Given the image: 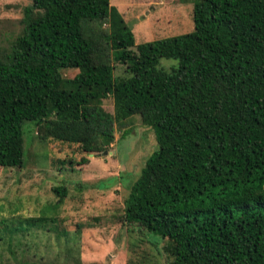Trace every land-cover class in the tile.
<instances>
[{
  "label": "trees",
  "instance_id": "1",
  "mask_svg": "<svg viewBox=\"0 0 264 264\" xmlns=\"http://www.w3.org/2000/svg\"><path fill=\"white\" fill-rule=\"evenodd\" d=\"M18 24L0 54V168L22 166L24 122L40 144L102 153L138 116L156 150L122 220L170 264H264V0H196L191 32L137 45L109 0H30ZM105 94L113 115L88 105ZM51 191L60 205L66 188Z\"/></svg>",
  "mask_w": 264,
  "mask_h": 264
},
{
  "label": "rangeland",
  "instance_id": "2",
  "mask_svg": "<svg viewBox=\"0 0 264 264\" xmlns=\"http://www.w3.org/2000/svg\"><path fill=\"white\" fill-rule=\"evenodd\" d=\"M195 1L109 0V5L119 9L137 45L191 32ZM29 3L0 0V54L19 31L21 9ZM159 67L167 71L176 62L160 59ZM121 72L115 65L114 75ZM88 105L113 115L110 94ZM113 136L106 154L84 153L74 144H40L33 125L22 124V166L0 168V264H170L163 240L122 220L129 187L156 150L152 130L131 116L115 123ZM57 186L66 188L60 205L51 191Z\"/></svg>",
  "mask_w": 264,
  "mask_h": 264
},
{
  "label": "crops",
  "instance_id": "3",
  "mask_svg": "<svg viewBox=\"0 0 264 264\" xmlns=\"http://www.w3.org/2000/svg\"><path fill=\"white\" fill-rule=\"evenodd\" d=\"M115 8V7H114ZM116 10H117V12L120 14V11H119V9L118 8H115ZM123 19V18H122ZM131 30V32H132V29H130Z\"/></svg>",
  "mask_w": 264,
  "mask_h": 264
},
{
  "label": "water",
  "instance_id": "4",
  "mask_svg": "<svg viewBox=\"0 0 264 264\" xmlns=\"http://www.w3.org/2000/svg\"><path fill=\"white\" fill-rule=\"evenodd\" d=\"M102 154L104 155V154H106V152L104 151V152H102Z\"/></svg>",
  "mask_w": 264,
  "mask_h": 264
}]
</instances>
